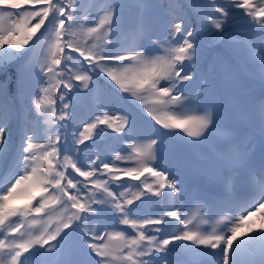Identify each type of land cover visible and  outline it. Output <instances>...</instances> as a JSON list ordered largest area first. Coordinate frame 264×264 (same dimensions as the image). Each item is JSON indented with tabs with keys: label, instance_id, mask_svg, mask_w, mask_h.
Instances as JSON below:
<instances>
[{
	"label": "rangeland",
	"instance_id": "rangeland-1",
	"mask_svg": "<svg viewBox=\"0 0 264 264\" xmlns=\"http://www.w3.org/2000/svg\"><path fill=\"white\" fill-rule=\"evenodd\" d=\"M113 1L120 3L122 7V12L119 10L120 15L117 21L119 25L113 35H116L118 41L121 40L122 43L126 39V42H128L129 37L131 38L129 32L134 23L133 19L127 16L125 9L136 0H73V3H69L72 5L71 11L78 12L75 13V19L71 15L70 25L72 24L76 29H79L81 26H90V22L96 23L99 20L101 11L105 7L111 6ZM139 1H146L148 4L147 0ZM23 2L24 0H0V5L12 9L20 6ZM188 2L186 0V5H188ZM247 2L249 3V0ZM190 3L192 5L190 10L195 11L194 6L196 4L194 5L192 1ZM57 5L60 6L59 3ZM156 8L158 16L166 18L168 5L160 4L156 5ZM58 13L65 17L64 22L68 24L66 9L60 7L56 14L52 10L51 16H54L53 27L57 23L62 24V18L64 17L59 16ZM152 16L151 14V18L147 22V39L151 42L150 47L146 49L141 41L135 39L134 44L136 47L125 53V55H121L123 57L121 61H114V56H118V49H115V53L108 58L103 55L97 56L101 54L98 49L102 45V41L104 44H108L109 37L102 35V32L92 35L93 37L88 41V51L94 53L93 56L91 55V59L97 61L87 62L82 60L81 66L98 74L99 82L96 81V84L88 88L89 100L92 105L84 104L86 106L82 115L86 118L89 117V120H96L102 131L114 130L117 133L116 138H104L103 147L107 149V152L116 154L118 150L128 151L130 157L136 159L137 155L135 157L134 150L130 151L126 147L136 149L131 144L142 146L144 154L146 153L148 156L147 164L150 165L149 173L145 174V178L149 180L146 185L152 193L161 194V184L167 185L170 183L173 190L180 192L187 188L183 199L186 204L188 203L189 211H193V214L188 217V221H193V224L187 223L183 228L184 230L182 228L179 230L181 234H177L172 238V241L177 243L180 240L182 243L181 240L184 241L189 238L193 240L191 244L196 245V243L198 244L206 238L210 243L208 250L211 254V260L208 264H264V236L262 237L256 230L257 226H261L264 231V197L254 204L251 209L236 215L213 212L203 215L191 206L193 201L203 198V183L213 184V179L219 177L226 178L230 186L240 182L236 178L237 175H234L235 170H230L231 167L236 169L241 165H248L251 169L253 168L258 177L263 178L264 167L258 161L260 157H264V148L261 149V144L254 147L250 137V142L241 150V154L230 147L234 142L227 140L229 136L233 135L237 140L249 121L246 118L247 120L236 122V125L227 122L242 120L240 107L243 104L239 105V99L214 98L218 91L221 92L223 82L222 75L218 74L219 68L215 69V76L220 80L216 83L218 88L215 87V89H218L217 92H208L205 86H201L198 94L185 98V93L176 90V75L179 72L173 70L179 66L177 59L172 55L174 51V47L171 45L173 44V34L169 28L161 31L160 27L157 26L158 21ZM175 17L169 18L168 21H174ZM183 18L187 19V16ZM219 26L220 22L214 23L215 29H218ZM187 27L186 23H180L177 26L174 30L177 38ZM212 30L213 27L208 29L203 25H196L190 32L195 33L197 31L199 33L197 35L198 40L202 42V40H206V34ZM51 35L47 37L45 47L48 41L53 42L56 39L49 40ZM258 40L259 48H261V51L263 50L262 55L264 56V36ZM41 46L42 44L38 50L36 48V51L31 55L32 57L25 64L26 69L31 65L30 71L33 76L29 80L30 83L26 82L24 87L19 86L21 90L15 86L11 95L0 89V180L4 179L6 181L5 186L0 187V227L8 230L11 222L14 227H17L16 229L12 228V233L5 234L6 237L3 238L8 248L4 250V256L1 260L5 264H16L17 259L21 260L23 264H99L102 262L103 256L98 253L96 255L97 245L94 246L88 242L91 240L99 241L103 232L101 227L104 224V229L109 226L110 230L105 241L109 249L108 252L104 251L105 256L111 254L110 258L107 259L108 263L135 264L134 256L137 255L136 252L126 255L121 253L123 236L121 233L125 235V232L120 231L122 228L117 227L120 223H115L114 218L117 217L116 219L124 223V218L128 215L126 213L129 205L128 201L141 198L144 193L116 171L110 168L106 171L98 161L95 162L87 157L85 153L75 155V149H72L71 144V140L73 141L75 138L70 134V129L66 133L65 139L61 141L59 139L58 120L55 116H52L49 105L46 104L45 108L48 111L49 117H47L41 108L33 102L34 98L29 95L33 90L31 87H37L36 82L39 78L41 81L42 78L48 79L50 74V72H44V68L40 64L34 66L37 57L40 55ZM186 46L189 52L192 43L188 41ZM185 51L180 52V57L184 56ZM107 54L110 55L111 51H107ZM131 54L132 56L128 57L133 58L125 60L126 55ZM204 55L207 56L208 54L204 53ZM238 56L244 60L241 52L238 53ZM33 59V64H30ZM72 60L74 59L72 58ZM70 61L69 63H71ZM73 63H71L72 66H76ZM243 63L245 70L241 71L245 76L239 73L238 68L233 67L232 76L230 75L232 80L227 85L230 91L233 92L232 90L240 84L245 91L242 95L254 89L252 87L254 78L259 77V72L264 66L262 62H254L256 63L254 65ZM182 66L189 67L188 63H183ZM227 66L224 67L225 71L229 70ZM155 81L167 90L166 93H171L173 97H177L175 100L172 96L169 97L166 94V99L172 105L171 111L174 123H171L170 119L166 122L169 125L168 133L173 140V144L169 143L167 139L158 142L159 138H165L166 133L160 134L159 129L146 123L143 118L145 113L160 118L161 114H165L161 105L153 104L151 101L137 105L130 98H125L126 91L123 89L126 86L136 87L140 85L139 97H143V94L149 90V84ZM260 83H263V79ZM117 88L123 90V92L117 91ZM115 92L119 93V98H122L120 101L113 96ZM38 93L46 94V89L41 88ZM80 93L84 95L87 92L82 89ZM205 94L208 98L206 105L201 102L200 98ZM181 97L183 98L180 99ZM17 104L23 106L20 112L21 123L16 133H14L15 137H11L8 128L12 126L13 114ZM104 104H106V107L103 111ZM179 105H183V107ZM222 106L228 108L227 111ZM258 108L261 107H254L250 111L253 123L257 121V118L254 117L256 110L262 109ZM248 118L250 119V117ZM175 119H178L177 122ZM128 122L134 124L137 138L124 135L123 128ZM189 122H191V128L195 131L189 129ZM89 125L91 123L88 124L87 122L88 128H90ZM181 128H185L186 131L181 133ZM258 129L264 138V122L261 123ZM215 130L216 134H213ZM5 132H7L6 136ZM185 134L191 138L198 136L206 143H212L210 145L212 152L209 151V154L205 147H199V158L196 150L199 144H196L191 148L190 155L186 156L188 157L187 161L181 163L180 160L184 159L182 158L184 151L177 153L175 158L170 155V152L176 145L182 149L184 144L181 145V140H184ZM242 144L243 142H240L238 146L241 147ZM201 145H203L202 141ZM258 147L259 149H257ZM211 154H215L216 159ZM63 156L68 157L67 160L70 161L69 166H71V169L64 165L66 160ZM124 158L119 157L116 160L117 164L124 166ZM216 165L218 167L225 165V167L218 168ZM88 166H90V171ZM208 169L211 172L205 171ZM74 173L81 178V183L73 181ZM206 174H208V178L204 177ZM88 178L93 179V183L97 184V187L91 188V193L94 198L100 200L99 203L101 204L97 206L96 211L88 213L87 220L82 221L83 215L75 214L73 211L76 205H79L78 198L83 199L84 197V194L80 191L89 185ZM183 186L184 188H182ZM120 194L124 195L122 203L115 199L116 197L119 198ZM195 195L198 197L196 198ZM113 203H115V207L120 204L123 205L126 210L123 212L126 214L124 215L120 211L116 213ZM223 222H228V225L222 226ZM133 224L139 230L140 224L138 222H133ZM114 227H117L119 232L114 233ZM55 229L57 233L53 237ZM244 238L251 241V246L247 249L245 246L243 247L240 241ZM56 240L62 242H56ZM125 240L123 241L124 245ZM133 243L134 237L129 241V246H133ZM143 243L145 246H152L148 243V239H144ZM138 244L142 245L141 243ZM58 246H60L61 253L56 256ZM15 258L17 259L14 261ZM152 264H155L154 261H152Z\"/></svg>",
	"mask_w": 264,
	"mask_h": 264
},
{
	"label": "trees",
	"instance_id": "trees-1",
	"mask_svg": "<svg viewBox=\"0 0 264 264\" xmlns=\"http://www.w3.org/2000/svg\"><path fill=\"white\" fill-rule=\"evenodd\" d=\"M29 1L32 3V0ZM42 1L45 0H38L34 5L41 3ZM28 10L29 7L24 9L20 15L19 13L17 14L18 23L15 24V26L0 32V63H6L9 58H13L15 55H17L23 49L24 45L30 40V37L33 33L29 28V24L25 25L27 22V18L25 16ZM18 31L22 32L23 37L26 40L24 43H21L15 39V35L18 33ZM74 44H76V46L80 45L79 42Z\"/></svg>",
	"mask_w": 264,
	"mask_h": 264
},
{
	"label": "bare ground",
	"instance_id": "bare-ground-1",
	"mask_svg": "<svg viewBox=\"0 0 264 264\" xmlns=\"http://www.w3.org/2000/svg\"><path fill=\"white\" fill-rule=\"evenodd\" d=\"M20 109H22V106H20ZM13 124H12V126L10 127V128H8L9 129V134L10 133H12L13 131H14V129H13V125H14V119H13V122H12ZM6 133L7 132H5V136H6ZM262 191H264V189H263V187H261V191H260V193L262 192ZM210 206H217V205H215V204H209Z\"/></svg>",
	"mask_w": 264,
	"mask_h": 264
}]
</instances>
